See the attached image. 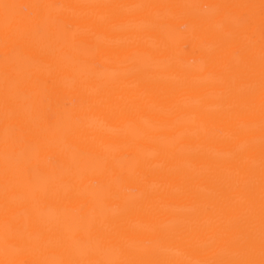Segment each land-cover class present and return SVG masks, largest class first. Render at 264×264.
I'll use <instances>...</instances> for the list:
<instances>
[{
  "label": "bare ground",
  "instance_id": "bare-ground-1",
  "mask_svg": "<svg viewBox=\"0 0 264 264\" xmlns=\"http://www.w3.org/2000/svg\"><path fill=\"white\" fill-rule=\"evenodd\" d=\"M0 264H264V0H0Z\"/></svg>",
  "mask_w": 264,
  "mask_h": 264
}]
</instances>
